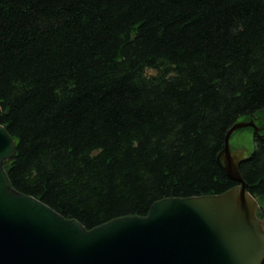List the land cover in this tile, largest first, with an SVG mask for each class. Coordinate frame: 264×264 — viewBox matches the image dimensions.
Wrapping results in <instances>:
<instances>
[{"label": "trees", "instance_id": "obj_1", "mask_svg": "<svg viewBox=\"0 0 264 264\" xmlns=\"http://www.w3.org/2000/svg\"><path fill=\"white\" fill-rule=\"evenodd\" d=\"M0 107L13 187L87 230L235 188L218 156L254 120L264 219V0H0Z\"/></svg>", "mask_w": 264, "mask_h": 264}, {"label": "water", "instance_id": "obj_2", "mask_svg": "<svg viewBox=\"0 0 264 264\" xmlns=\"http://www.w3.org/2000/svg\"><path fill=\"white\" fill-rule=\"evenodd\" d=\"M244 129L261 132L254 120L238 123L218 156L235 188L167 198L145 217H122L87 230L13 187L6 167L17 146L0 124V264H263L264 219L240 173L254 151L230 147L232 136Z\"/></svg>", "mask_w": 264, "mask_h": 264}, {"label": "rangeland", "instance_id": "obj_3", "mask_svg": "<svg viewBox=\"0 0 264 264\" xmlns=\"http://www.w3.org/2000/svg\"><path fill=\"white\" fill-rule=\"evenodd\" d=\"M230 147L234 152L237 150H246L249 153H252L255 150L254 134L250 130H243L235 133L231 138ZM260 207V210H262L261 204Z\"/></svg>", "mask_w": 264, "mask_h": 264}, {"label": "bare ground", "instance_id": "obj_4", "mask_svg": "<svg viewBox=\"0 0 264 264\" xmlns=\"http://www.w3.org/2000/svg\"><path fill=\"white\" fill-rule=\"evenodd\" d=\"M9 133V132H8Z\"/></svg>", "mask_w": 264, "mask_h": 264}]
</instances>
